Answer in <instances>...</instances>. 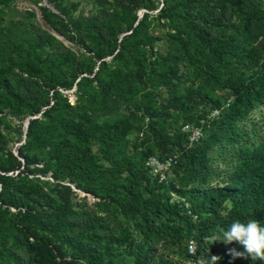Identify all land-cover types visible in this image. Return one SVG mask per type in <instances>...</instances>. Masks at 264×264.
I'll list each match as a JSON object with an SVG mask.
<instances>
[{"label":"trees","instance_id":"1","mask_svg":"<svg viewBox=\"0 0 264 264\" xmlns=\"http://www.w3.org/2000/svg\"><path fill=\"white\" fill-rule=\"evenodd\" d=\"M47 1V29L0 23V264H187L191 239V264H264L207 239L264 225V0Z\"/></svg>","mask_w":264,"mask_h":264},{"label":"rangeland","instance_id":"2","mask_svg":"<svg viewBox=\"0 0 264 264\" xmlns=\"http://www.w3.org/2000/svg\"><path fill=\"white\" fill-rule=\"evenodd\" d=\"M63 2V5L66 7H69L72 10V13L75 17L83 18V19H89L93 16H95L96 12L94 9V1L95 0H61ZM164 0H160V3H162ZM45 1L44 0H11L9 5H0V23L2 26L9 25L11 22H26L31 27H34L37 29V27H42L44 29H47V25L45 21L42 18V13L40 8L45 7ZM52 11H54L52 8H50ZM34 13L33 16L31 13ZM55 12V11H54ZM146 12L145 10L140 11L139 15L140 17H143V13ZM155 12V11H154ZM158 12V10L155 12V14ZM57 13V12H56ZM57 37L65 43L66 46L69 48H72L73 50L77 51L80 49L79 44H76L72 40L65 39L62 36L57 35ZM76 89L69 92H65L69 95L70 100L72 103L76 101V95H75ZM260 111H264V109H260L255 113L256 117H259ZM217 114V113H216ZM26 122L24 123L23 130L26 128ZM11 128H9V131H6L5 134L7 136V139H9V148L12 149L13 152H17V149L24 143L25 138L23 136V140L21 139V132L22 126L19 121L14 120L10 121ZM21 126V127H20ZM191 126V125H190ZM81 198H84L85 195L81 194ZM86 200L90 205L94 204L95 199L91 196L86 197Z\"/></svg>","mask_w":264,"mask_h":264},{"label":"clouds","instance_id":"3","mask_svg":"<svg viewBox=\"0 0 264 264\" xmlns=\"http://www.w3.org/2000/svg\"><path fill=\"white\" fill-rule=\"evenodd\" d=\"M222 238L213 234L207 239L212 244L217 240L231 244L238 242L244 248V252H238L232 249L231 252L239 257L245 253L248 254L253 260H264V225L256 220H248L242 222L239 220L234 221L226 230L221 229ZM220 257L212 256L210 259L206 256H201L195 264H218Z\"/></svg>","mask_w":264,"mask_h":264},{"label":"built area","instance_id":"4","mask_svg":"<svg viewBox=\"0 0 264 264\" xmlns=\"http://www.w3.org/2000/svg\"><path fill=\"white\" fill-rule=\"evenodd\" d=\"M218 113V112H216ZM185 131L189 132V141L190 145L198 144L203 138H204V132L197 127L194 126H185ZM178 156L174 155L172 157L167 158L165 161H161L156 157L150 158L149 166L152 168L153 175L158 178V181L160 183L166 182L168 179V173L171 171L172 167L178 164ZM182 202L185 205V208L188 210V214L191 213L190 205L185 200H181L178 197H174L173 202ZM188 256L192 258L196 255V252L198 250V244L195 240L191 239L188 241ZM189 261L187 264H191L192 262Z\"/></svg>","mask_w":264,"mask_h":264},{"label":"water","instance_id":"5","mask_svg":"<svg viewBox=\"0 0 264 264\" xmlns=\"http://www.w3.org/2000/svg\"><path fill=\"white\" fill-rule=\"evenodd\" d=\"M45 1V5L47 6V7H49V8H52L55 12H57L49 3H48V1L47 0H44ZM76 89V88H75ZM29 120L30 119H28L27 120V122H26V128H25V138H26V134H27V130H28V126H29Z\"/></svg>","mask_w":264,"mask_h":264}]
</instances>
